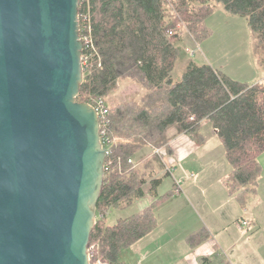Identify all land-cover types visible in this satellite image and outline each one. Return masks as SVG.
Returning <instances> with one entry per match:
<instances>
[{
  "label": "trees",
  "instance_id": "obj_1",
  "mask_svg": "<svg viewBox=\"0 0 264 264\" xmlns=\"http://www.w3.org/2000/svg\"><path fill=\"white\" fill-rule=\"evenodd\" d=\"M90 1L92 37L101 65L97 66L95 56L91 58L76 99L104 98L122 78L137 79L147 90L140 102L131 99L109 110L107 130L118 142L105 171L89 243L97 241L102 258L117 264L118 252L155 226L158 200L111 225L105 223V211L139 195L147 178L127 159L145 145L166 144L169 128L188 132L209 119L232 167L226 181L229 192L237 193L242 204L254 192L260 175L258 156L264 152V84L233 79L193 60L174 77L182 32L166 31L183 21L192 38L201 43L210 34L206 19L215 3H220L225 12L245 18L264 65V0ZM84 9L79 2L78 12Z\"/></svg>",
  "mask_w": 264,
  "mask_h": 264
},
{
  "label": "water",
  "instance_id": "obj_2",
  "mask_svg": "<svg viewBox=\"0 0 264 264\" xmlns=\"http://www.w3.org/2000/svg\"><path fill=\"white\" fill-rule=\"evenodd\" d=\"M79 0H0V264H89L105 177Z\"/></svg>",
  "mask_w": 264,
  "mask_h": 264
},
{
  "label": "crops",
  "instance_id": "obj_3",
  "mask_svg": "<svg viewBox=\"0 0 264 264\" xmlns=\"http://www.w3.org/2000/svg\"><path fill=\"white\" fill-rule=\"evenodd\" d=\"M236 17L222 11L211 13L206 19L210 34L201 43L191 40L194 44L185 48L193 55L199 49L201 62L233 79L264 84V65L255 51L254 35L249 37L244 55L233 49L239 43ZM187 55L192 60L193 55ZM168 136L162 146L145 145L154 153L139 158L143 146L135 160L130 157L146 182L138 196L110 209L107 222L114 224L158 200L154 207L156 224L118 252L117 264H264V152L258 156L256 188L242 204L238 194L227 188L232 167L209 119L188 132L173 126ZM163 172L173 176L174 189L160 191ZM167 193L171 194L160 200Z\"/></svg>",
  "mask_w": 264,
  "mask_h": 264
},
{
  "label": "rangeland",
  "instance_id": "obj_4",
  "mask_svg": "<svg viewBox=\"0 0 264 264\" xmlns=\"http://www.w3.org/2000/svg\"><path fill=\"white\" fill-rule=\"evenodd\" d=\"M88 2H89V9L88 10L90 12V18L92 20L91 1L88 0ZM219 11L225 12V11H223L220 3H215V10L212 12V14H217ZM225 13H227V12H225ZM228 14H231V13H228ZM236 18H238V20H239V23L235 29V32L237 34V40L239 43L238 44L236 43V46H234L233 49L236 51H239L241 55H244L243 52H245L247 50L248 39L251 36V34L253 35V33L248 28L247 23L244 21L245 19L242 16L238 15V17H236ZM207 21L210 22V20H207ZM178 22L183 23L182 27L177 28ZM170 28H172L174 31L182 32V33H180L182 35L181 41L178 43L179 52H180L179 58L177 60L176 66L173 70L174 75L176 77H178L180 75V73L184 70L186 63L190 59L189 55H187V53L185 52V47H187V46L189 47L190 44L192 45L193 42H191V40L192 41H195V40L189 34L187 27L183 21H177L175 27L173 26ZM232 33L235 34L234 32H232ZM186 39H188V40H186ZM195 47H197V46L195 45ZM195 50L196 51H195L194 55L191 56V59L193 61H196L197 63H202L201 60H203V58H200V56H199V55H201V54H199V49H195ZM255 51H256L257 55H259L258 50L255 49ZM183 63H184V65H183ZM146 91L147 90L141 86V84L138 82L137 79L122 78V79H119L118 88L115 91H111L103 99H104V103H105V105L108 109V112H109L110 109L114 108L115 106L119 105L120 103L130 101L131 99H137L136 101L140 102L142 99V96L144 95V92H146ZM109 136H110L111 140L114 141L113 145L116 146L115 142L118 140L117 137L113 136V134L110 135V133H109ZM139 151H140V149H139ZM150 152L154 153V150L151 148V146H144L142 148V150L138 153V157L140 158V157H142L145 154H148ZM135 156H133L134 160H135ZM119 170H121V169H119ZM161 180L163 181V183L159 186V189L161 192L165 191L168 187H171L174 189L175 182H174V178L171 174H166L165 172H163V174L161 176ZM179 187L182 188V183H180ZM110 209H114V207H112ZM110 209H109V211L108 210L105 211V214L107 213V211L109 212V213H107V215L105 217V223L106 224H109L108 220H110V219L108 218V215L110 214V211H111ZM122 215H125V214H122ZM96 218H97V216H96ZM188 224H189V220H188ZM99 254H100V252H99Z\"/></svg>",
  "mask_w": 264,
  "mask_h": 264
},
{
  "label": "built area",
  "instance_id": "obj_5",
  "mask_svg": "<svg viewBox=\"0 0 264 264\" xmlns=\"http://www.w3.org/2000/svg\"><path fill=\"white\" fill-rule=\"evenodd\" d=\"M85 6V9L80 13L78 12V20H79V35L80 40L82 41V53H81V64L83 67V73L86 69L90 67L91 58L95 56L97 58V66L101 65V58L97 52L93 37H92V26H91V18L89 12V2L88 0H79ZM183 23L178 22L177 28L182 27ZM167 34H173L174 30L172 28L167 29ZM185 51L190 55H193V51L190 48H185ZM94 57V58H95ZM91 104L97 112V116L100 124V139L103 147L106 152L105 159V171L109 170L112 161L110 160V155L113 150V142L109 136V131L107 130V126L109 124V112L104 103L103 98L93 99L88 102ZM118 162L120 158H117ZM128 163L132 162L131 158L127 159ZM246 223L245 221L243 222ZM100 245L97 241H92L88 244V256H89V264H108L102 256L99 254Z\"/></svg>",
  "mask_w": 264,
  "mask_h": 264
}]
</instances>
